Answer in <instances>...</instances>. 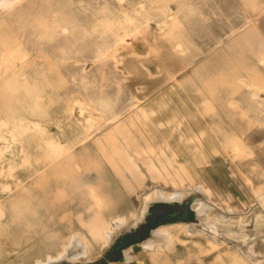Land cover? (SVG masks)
<instances>
[{
	"label": "rangeland",
	"instance_id": "374dc122",
	"mask_svg": "<svg viewBox=\"0 0 264 264\" xmlns=\"http://www.w3.org/2000/svg\"><path fill=\"white\" fill-rule=\"evenodd\" d=\"M263 195L264 0H0V264H264Z\"/></svg>",
	"mask_w": 264,
	"mask_h": 264
},
{
	"label": "bare ground",
	"instance_id": "6f19581e",
	"mask_svg": "<svg viewBox=\"0 0 264 264\" xmlns=\"http://www.w3.org/2000/svg\"><path fill=\"white\" fill-rule=\"evenodd\" d=\"M162 195V194H160ZM264 196V195H263ZM154 197V196H153ZM173 199H179L181 200L182 199V194H174L170 197V200L172 201ZM169 200V199H168ZM262 200V199H261ZM206 206H208V204L206 203H201L200 204V207L197 209V213L198 215L202 216L204 214H207V211L206 210ZM210 207V206H209ZM196 209V208H195ZM207 216V215H206ZM221 221V220H219ZM106 234V233H105ZM111 234V233H110ZM155 234L159 235V237H163L164 239H166L168 236H167V232L166 231H156ZM108 235V234H107ZM109 236V235H108ZM110 237V236H109ZM156 237V236H155ZM169 238V237H168ZM171 238V237H170ZM169 238V239H170ZM111 239V238H110ZM108 239V240H110ZM160 240L159 239H155V240H150V241H147V243L145 244V247H152L154 244L158 243ZM68 253V252H67Z\"/></svg>",
	"mask_w": 264,
	"mask_h": 264
},
{
	"label": "crops",
	"instance_id": "0c3cea01",
	"mask_svg": "<svg viewBox=\"0 0 264 264\" xmlns=\"http://www.w3.org/2000/svg\"><path fill=\"white\" fill-rule=\"evenodd\" d=\"M124 153V152H123ZM123 181V180H122ZM93 194H95L94 192H93ZM98 204H100V202H98ZM100 207H101V204H100Z\"/></svg>",
	"mask_w": 264,
	"mask_h": 264
}]
</instances>
